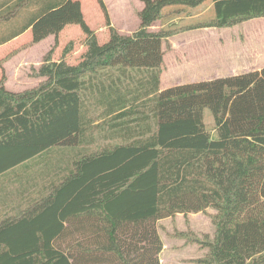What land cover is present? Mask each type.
Returning <instances> with one entry per match:
<instances>
[{"label": "trees", "instance_id": "1", "mask_svg": "<svg viewBox=\"0 0 264 264\" xmlns=\"http://www.w3.org/2000/svg\"><path fill=\"white\" fill-rule=\"evenodd\" d=\"M141 1L139 26L125 35L98 0L110 33L100 44L79 0H0V46L41 20L33 43L53 35L57 44L60 32L76 24L87 46L76 65L53 61L50 50L36 88L14 92L5 76L0 80V175L40 159L46 168L37 174H48L53 149H81L71 163L58 159L56 179L35 189L43 194L23 215L0 226V264H161L157 222L208 209L215 211L214 234L202 241L207 251L196 262L244 264L222 259L221 251L239 187L264 199V174L251 178L254 190L246 179L250 163L264 159V68L161 91L171 34L151 27L208 0ZM210 1L215 18L205 27L264 18V0ZM207 109L216 138L204 120ZM98 118L119 142L87 151ZM212 158L222 163L221 181L212 176ZM263 259L264 252L247 264Z\"/></svg>", "mask_w": 264, "mask_h": 264}, {"label": "rangeland", "instance_id": "2", "mask_svg": "<svg viewBox=\"0 0 264 264\" xmlns=\"http://www.w3.org/2000/svg\"><path fill=\"white\" fill-rule=\"evenodd\" d=\"M81 1L86 21L96 33L99 43L103 44L107 42L110 38V33L98 0ZM124 1V4H121V0H107L112 10L113 17L111 18L110 12V18L111 20L114 19L112 21L115 22L124 21L123 25H131L130 27L134 28L135 23L139 24L140 19L138 15L135 19L132 16V11L136 12L140 5H142V2L139 0H131L129 3L127 0ZM128 5L131 13L126 15L123 10L128 9ZM66 15V13L63 14V16ZM214 18L213 5L208 0L198 8L186 9L179 12L170 20L165 21L163 25L155 23V31H158V28L164 27L171 34L165 45L166 52L163 71V79L169 82V85L173 84L177 86L223 76L240 75L256 70L260 71L264 68V18L249 20L230 28L205 27ZM197 26L201 27L193 28ZM52 37L54 44L48 51L47 49L51 42L49 38L37 45L33 41L29 43L20 42L11 48L0 50V80L5 76L7 82V72L11 75L16 72L19 76L25 75V77L31 78L30 82L24 85V87L28 88L26 90L33 89L42 82V79L38 77V70L50 50L54 49L51 56L53 61L65 59L68 64L72 65L78 64L83 59L85 51L87 52L86 36H84L81 28L76 24L71 25V27L58 35L57 44L55 36ZM10 62L14 64L12 65ZM6 63L7 70L5 68ZM163 85L166 86L165 82ZM14 87L19 88L16 85ZM138 117L133 116L129 119L134 120ZM204 120L212 137L216 138L214 118L208 109L205 110ZM102 121L101 118L96 119L94 124L95 129L92 133L94 144L84 146L85 150L96 151L111 143L115 144L114 142H119V140L113 139L112 134L108 131V126L104 125L105 122ZM80 151L81 149H53L46 160L56 163L58 159L65 157L71 163L73 159H77ZM261 160V162L254 165V168L250 163V169L252 170H250V174L246 179L250 180L247 184L253 190L256 189L257 184L252 179L257 181L264 174V159ZM19 171L17 170L14 173H18ZM17 186L18 183H15L11 189L14 190ZM210 214H215V211L208 209L205 213L198 214L199 216L194 218V224L185 223L184 221V223L176 221L173 225L169 224L168 229L170 233H176V236L179 238L192 243L194 249V259L192 261L175 264H198L196 260L206 254V252L199 254L198 251H207L202 246V241H210L214 234V226L210 223ZM180 228L186 229L185 236L180 235ZM170 233L169 236H171ZM205 234L209 236L205 238Z\"/></svg>", "mask_w": 264, "mask_h": 264}, {"label": "crops", "instance_id": "3", "mask_svg": "<svg viewBox=\"0 0 264 264\" xmlns=\"http://www.w3.org/2000/svg\"><path fill=\"white\" fill-rule=\"evenodd\" d=\"M79 1L82 4V1ZM104 1L107 5V8L109 9V14L111 12L112 18V10L108 5L107 0ZM127 1L128 3L131 2V0ZM139 1L142 2L141 0ZM124 2V0H121V4H124ZM142 8L143 3L142 5H140L136 12L132 11V16H134L135 19L137 18V15L142 10ZM55 12H58V10ZM123 12H125L126 15H129V13H131L129 5L128 9H125V11L123 10ZM112 20V24L122 34L125 35H131L139 26V24L135 23L134 28H132L130 27L131 25H123L122 23H124V21L115 22ZM41 22H43V20L39 21L35 26L31 27L26 32L14 38L10 42L1 45L0 50L11 48L12 46L19 44L20 42L29 43L33 41L35 37L34 28H36ZM71 25L75 24L67 25L60 33L64 32V30L71 27ZM155 28L156 27L153 26L151 27V30L155 31ZM159 29L160 28H158L157 30ZM52 36L53 35L47 37L51 40L50 46L47 51L51 49V46L54 44ZM47 38H45L44 40H46ZM39 43H36L35 45ZM7 63L5 64V68ZM10 63H12V65L14 64L13 62ZM7 76L8 80L5 85L8 90L14 92H23L28 89L25 88L24 85L29 83L31 78L25 77V75L19 76V74L17 75L16 72H14L12 75L7 72ZM41 79L42 81L44 80L43 78ZM164 82L166 86L163 85ZM15 85L19 88H15ZM174 86L175 85H169V82L164 81L162 75L161 90H166ZM220 162L221 161H219L218 159H211L212 176L217 181H221V176H223L222 163ZM45 168V161L40 159L38 161V165H22L20 167H17L13 172L9 174L0 175V226L5 224V221L9 218H13L16 216L19 217L20 215H23L24 210L27 208L29 201L39 197L41 193L43 194L42 190L35 189L41 187L44 182H51L52 178L56 179V163H52V161L48 162V174H37V172L44 171ZM17 170L20 171L18 173H14ZM15 183H18V186L14 190H12L11 187L14 186ZM236 197L237 201L233 213L227 218L225 222L227 242L222 248L221 258L226 259L231 263L233 261H239L240 263L247 264L254 256L264 252V199L260 196L258 190L256 192H251L248 187L243 188V185H241L237 190ZM198 214L200 213L188 214L187 216H185L184 214H178L175 218H167L157 222V228L161 240L164 244V248L160 254L161 264L185 263L187 261L190 262L194 259L193 244L188 242L187 240L179 238L178 236H176V233H170L168 226L169 224L173 225V223L176 221L178 223L184 221L185 223L189 222L194 224V218H197L199 216ZM179 230L180 232H187L185 228H180ZM169 233L171 234V236H169ZM230 239L231 241H233L232 248H229V242L231 244ZM178 247H180V249H178ZM205 252V250L198 251L199 254H204Z\"/></svg>", "mask_w": 264, "mask_h": 264}]
</instances>
